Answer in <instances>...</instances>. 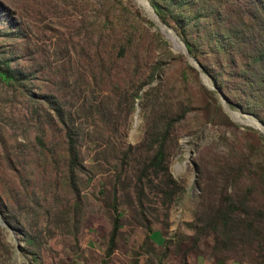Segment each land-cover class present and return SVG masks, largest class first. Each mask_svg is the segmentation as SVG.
Masks as SVG:
<instances>
[{
  "label": "rangeland",
  "instance_id": "374dc122",
  "mask_svg": "<svg viewBox=\"0 0 264 264\" xmlns=\"http://www.w3.org/2000/svg\"><path fill=\"white\" fill-rule=\"evenodd\" d=\"M99 57L111 78L130 60L141 62V78L153 61L159 69L132 102L107 105L100 117L84 100L107 98ZM4 59L25 78L0 80V185L11 194L0 206V264H32L31 255L37 264H264V135L230 116L222 102L239 108L202 82L135 0H0ZM47 93L65 121L69 99L79 127L75 190L64 182L62 130L41 101ZM183 106L165 139L167 170L181 186L166 205L155 188L162 174L137 178L151 153L140 140L148 123ZM246 185L249 213L221 223L224 195L237 198ZM113 197L118 229L106 253Z\"/></svg>",
  "mask_w": 264,
  "mask_h": 264
},
{
  "label": "trees",
  "instance_id": "16d2710c",
  "mask_svg": "<svg viewBox=\"0 0 264 264\" xmlns=\"http://www.w3.org/2000/svg\"><path fill=\"white\" fill-rule=\"evenodd\" d=\"M148 2L159 19L173 27L184 42L188 53L199 62L201 70L208 76L219 93L221 92L226 97L229 104L251 113L264 124V0H148ZM96 61H98L96 70L101 76L104 75L103 91L104 97L107 98L101 103L89 98L84 100L89 112L100 117L106 115L107 105L109 108H115L123 100L129 99L132 102L135 97L139 96L138 91L142 86L159 69L158 62L153 61L149 64L147 73L141 78L138 74L141 62L130 60L124 63L123 68H118L115 77L111 78L110 67L107 65L108 60L105 61L99 57ZM22 78H25V75L20 69L11 67L6 59L1 61L0 80L19 84ZM127 86L133 87L128 90ZM115 93H117L116 99L110 101L108 97ZM53 96L47 93L43 95L41 101L47 104L45 110L49 108L56 122L60 124L62 132L58 133L55 142L63 147L61 155L65 159L63 178L66 187L68 189L70 185L74 189L76 173L82 168L79 127L72 116V104L69 99L68 121H65L63 104L60 99ZM122 96L125 99H119ZM34 110L41 113L39 107ZM184 111V106L180 107L175 114L164 117L159 125L148 123L140 140V144L145 149L151 150V153L146 157L137 178L146 174L145 171L152 177L162 174L164 177L160 179L158 185L154 186L163 193V201L166 205L180 191L181 186L167 170L165 139L171 124L181 118ZM46 125L50 123L47 122ZM37 141L40 145L42 144L39 136H37ZM147 180L149 183L152 182L150 178ZM222 180H228V177ZM250 189L251 186L246 185L243 193L237 198L227 193L224 195L225 200L222 201L225 203V208H217L215 212L217 218L222 221L221 223L233 221L235 218L230 219L229 217L231 213L235 215L243 213L244 216L249 213L246 200ZM32 194V190L26 189L28 199H32ZM9 195L11 196L7 194L5 186L0 185V206L8 203ZM111 206L113 215L106 253L112 250L118 229L114 197ZM216 216L212 218L213 222L216 221ZM243 220L249 222V228L253 227L251 220L246 218ZM31 259L32 264H37L35 255H31ZM214 264H222V260L216 259Z\"/></svg>",
  "mask_w": 264,
  "mask_h": 264
},
{
  "label": "water",
  "instance_id": "95a60500",
  "mask_svg": "<svg viewBox=\"0 0 264 264\" xmlns=\"http://www.w3.org/2000/svg\"><path fill=\"white\" fill-rule=\"evenodd\" d=\"M136 1V0H135ZM137 2V1H136ZM146 2L148 3V9L146 8L145 11L147 12L149 18L152 20L153 24L157 27V29L162 32L164 34L165 37H168L171 34H174L178 40L180 41L181 46L179 48H176L174 45L173 47L178 49L179 51H181L184 54L185 59L191 63L192 65H194L199 71V77L202 80V82H204V84L210 86V87H214V85L210 82L207 81V79L205 78L203 71L201 70L200 64L199 62L193 57L191 56L186 47L184 42L182 41V39L175 33V31L168 26L166 23H164L163 21H161L158 17V15L156 14V12L154 11V9L152 8V6L150 5V3L148 2V0H146ZM220 95L222 97V93L220 92ZM223 98V97H222ZM222 102V100H221ZM224 109L230 114V116L232 117L233 114H236L240 117H244L245 119H247L248 121L254 122L256 123V125H252L254 127H256L263 135H264V124L258 120L256 117L254 116H250L246 113H242L239 109L237 110H233L230 109L229 107H227L226 105H224V103L222 102ZM251 125V124H248Z\"/></svg>",
  "mask_w": 264,
  "mask_h": 264
},
{
  "label": "bare ground",
  "instance_id": "6f19581e",
  "mask_svg": "<svg viewBox=\"0 0 264 264\" xmlns=\"http://www.w3.org/2000/svg\"><path fill=\"white\" fill-rule=\"evenodd\" d=\"M136 1H137V3H138L139 5L142 6V8H144V9L147 8V9H148V3L146 2V0H136ZM168 38L171 40L172 44H173L176 48H179V47L181 46L180 41L178 40V38H177L174 34L169 35ZM232 118H233L234 120H236V121L242 123V124H251V125H254V126L256 125V123H254V122H251V123H250V121H248V120L245 119L244 117H240V116H238V115H236V114H233V115H232Z\"/></svg>",
  "mask_w": 264,
  "mask_h": 264
}]
</instances>
